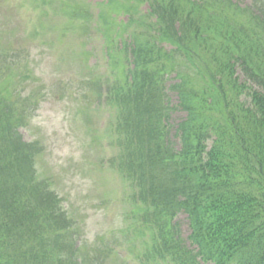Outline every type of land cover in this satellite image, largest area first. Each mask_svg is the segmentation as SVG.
<instances>
[{"label":"trees","instance_id":"trees-1","mask_svg":"<svg viewBox=\"0 0 264 264\" xmlns=\"http://www.w3.org/2000/svg\"><path fill=\"white\" fill-rule=\"evenodd\" d=\"M75 1L40 0L47 12L56 6L60 24L65 28L70 24L79 36L87 25L77 21L83 22L87 10L82 1L73 5ZM142 3L138 0L137 6ZM161 3L175 19L166 27L151 28L139 16L133 68L124 64L112 25L103 29L111 78L123 85L130 76H145L143 84L127 88V104L136 111L131 125L136 153L131 150L120 157L118 165L134 175L138 192L133 201L153 207V219L164 229L157 235L161 240L151 243L160 248L150 251L147 259L157 264H201L199 259L202 264H264V27L243 15V8L232 0ZM135 7L124 0L126 11ZM207 14L221 18L219 30L209 33L203 21ZM129 26L130 22L125 29ZM164 42L178 48L167 51L161 46ZM176 53L187 64L177 76L187 91L181 106L188 112L179 126L178 150L165 139L166 112L158 93L162 77L178 66ZM237 68L244 81L236 76ZM195 72L199 77L190 75ZM11 85L10 77L0 79V264L98 262L97 256L91 261L61 253L60 240L69 229L63 213L52 210L51 219L25 227L11 221L21 204L55 205L42 183L19 198L15 174L32 171L41 152L38 143L24 144L16 131L23 120L18 103L12 101ZM210 135L214 141L207 150ZM43 181L48 187L47 178ZM182 207L191 219L187 240L169 230V217Z\"/></svg>","mask_w":264,"mask_h":264},{"label":"rangeland","instance_id":"rangeland-1","mask_svg":"<svg viewBox=\"0 0 264 264\" xmlns=\"http://www.w3.org/2000/svg\"><path fill=\"white\" fill-rule=\"evenodd\" d=\"M36 14L28 9L23 0H0V49L10 47L26 54L30 47L34 53L22 57L16 64L24 67L26 64L41 66L43 78L47 81L45 100L37 103L36 113L31 126L24 130L26 139L39 138L45 149H48L47 172L52 176L57 190L67 196L66 204L72 208L78 224L81 241L87 244V250L93 247L97 236L104 237L117 230L125 237L133 236L127 230L125 220L127 202L123 200L126 192L125 182L116 171L103 172L101 160L104 152L92 142V130L86 124L87 111L80 110L78 98L72 93L88 89L84 80L93 75L87 72V65L92 61L91 56L84 59L80 56L88 44L95 46L98 40L82 39L72 33L65 42H55L58 30L62 29V17L57 13L56 6L39 17L47 24L40 34L47 42L30 40L28 33L34 26ZM20 56V55H19ZM15 55L8 61H14ZM28 88V87H27ZM35 99L42 95L36 85L30 86ZM85 94L80 95V99ZM107 112H97L91 115L96 123L106 117ZM114 153V151H113ZM185 235L188 227L184 216L181 217ZM123 228L120 232L119 229ZM116 234L110 241L111 245L122 246L128 251ZM99 253L92 252L90 256ZM105 264V263H104ZM107 264H124L119 259L111 257Z\"/></svg>","mask_w":264,"mask_h":264}]
</instances>
